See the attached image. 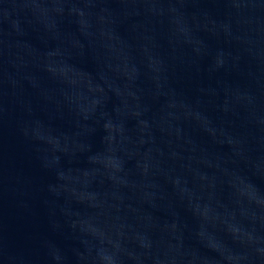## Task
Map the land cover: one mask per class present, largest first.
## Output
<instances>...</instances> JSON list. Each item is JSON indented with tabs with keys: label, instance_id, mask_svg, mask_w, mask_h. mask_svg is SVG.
I'll list each match as a JSON object with an SVG mask.
<instances>
[{
	"label": "water",
	"instance_id": "95a60500",
	"mask_svg": "<svg viewBox=\"0 0 264 264\" xmlns=\"http://www.w3.org/2000/svg\"><path fill=\"white\" fill-rule=\"evenodd\" d=\"M0 264H264V0H0Z\"/></svg>",
	"mask_w": 264,
	"mask_h": 264
}]
</instances>
